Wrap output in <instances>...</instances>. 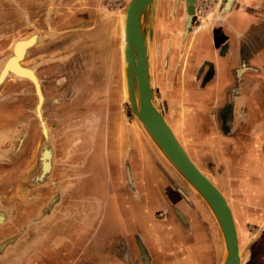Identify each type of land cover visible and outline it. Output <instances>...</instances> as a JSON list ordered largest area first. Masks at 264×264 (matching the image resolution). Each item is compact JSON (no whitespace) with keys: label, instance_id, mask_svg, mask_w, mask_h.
Listing matches in <instances>:
<instances>
[{"label":"rangeland","instance_id":"rangeland-1","mask_svg":"<svg viewBox=\"0 0 264 264\" xmlns=\"http://www.w3.org/2000/svg\"><path fill=\"white\" fill-rule=\"evenodd\" d=\"M128 1L0 0V206L6 207H0V264H150L147 250H159L147 227L173 211L144 206L146 224L139 214L143 203L139 207V191L130 182L125 149L143 144L142 134L151 142L122 92L119 34L115 41L108 38ZM233 1L194 0L191 16L186 0H156L141 24L148 36L154 100L172 129L176 106L185 104L186 113L187 103L195 105L197 119L198 111L207 113L206 134L196 133L190 145L179 134L186 121L173 129L191 158L215 182L226 176L224 170L236 169L244 180L235 184L237 193L258 195L256 201L264 203V157L251 156L264 151V142L247 141L245 125L236 126V136L225 125L232 94L239 92L242 102H250V89L257 88L251 64L241 62L217 98L204 93L217 70L213 57H206L212 50L200 41L222 36L217 27L204 38L200 27L203 22L216 27L220 17L231 14ZM21 42H26L21 54H14ZM222 47L215 48L219 56L228 53V44ZM13 54L32 80L9 69L1 75ZM216 102L224 109L209 110ZM257 132L264 137V124ZM37 174L40 178L32 179ZM186 191L205 203L197 192ZM259 228L260 239L251 242L254 254L244 264H264V222ZM241 244L247 250L249 242L241 239ZM184 247L182 240L178 251Z\"/></svg>","mask_w":264,"mask_h":264},{"label":"crops","instance_id":"crops-1","mask_svg":"<svg viewBox=\"0 0 264 264\" xmlns=\"http://www.w3.org/2000/svg\"><path fill=\"white\" fill-rule=\"evenodd\" d=\"M230 7L233 9L231 14L223 18L220 17V21L216 22V27L206 25L204 22L200 27L204 38L212 28L217 27L218 34L222 36L220 41H217V35L211 37V42L205 39L200 41L205 49L212 50L211 52L207 50L206 57L208 59L213 57L217 70L216 76L211 78L205 86L204 93L211 98H217L223 84L231 77L241 62H249L258 79L257 88L250 89V102H242L239 92L232 94V98H234L228 107L231 110V118L226 121L225 125L231 130L234 129L232 133L235 136L237 134L236 126L245 125L249 129V133H243L248 138L246 140L252 143L256 141L263 143L264 137L257 134V129L259 125L264 124V87H262L264 86V0H234ZM224 42L228 44V53L219 56L216 50L223 51L225 49L222 47ZM215 104L218 105H209L208 109L219 107L224 109L219 102ZM187 108L188 118L184 120L187 126L183 127V131L179 134L186 135L187 143L190 145L191 142L198 139L196 133L203 136L206 134L207 113L198 111L197 119L193 111L197 110L196 106L187 104ZM174 109L186 108L185 105H181ZM179 110L178 115L180 114ZM244 110H251V113L246 117L243 115ZM198 125H204L203 131L198 128L196 132L194 128ZM141 137L143 145L138 142L128 150L125 149L130 154V156L128 154L129 164L127 165L130 182L139 191V207L143 203L139 214L144 218L146 224L147 217L144 206L150 208L157 206L166 210L171 208L173 211L171 217L155 223L152 227L150 226L151 229L147 227V233H155V245L159 248L156 252L147 250L146 258H149V263L155 264L157 259L162 264H219L224 253V243L213 216L202 200L186 191L188 187L186 181L161 157L155 146L149 143L143 134ZM114 146L115 144H112L113 150ZM255 150L256 148H254ZM219 152H222L221 148L216 149V153L219 154ZM244 154L241 150L240 155L247 156ZM257 154L255 155L254 152L251 156L264 157V151L259 150ZM251 163L253 164V160ZM224 171L226 176L222 178L219 175V181L216 180V183L229 198L240 244L241 239L249 242L245 255H252L254 253L251 242L260 239V233H262V229L259 227L264 222V203L256 201L258 195L248 196L241 192L237 193L236 185H239L240 180L244 182L242 173L239 174L236 169L232 170L233 172L228 169ZM232 190L235 191L233 194ZM135 205L137 206V203ZM249 225H253L256 230H250ZM182 240L185 241L186 247L181 252L178 251V243ZM182 254L185 256L180 257Z\"/></svg>","mask_w":264,"mask_h":264},{"label":"water","instance_id":"water-1","mask_svg":"<svg viewBox=\"0 0 264 264\" xmlns=\"http://www.w3.org/2000/svg\"><path fill=\"white\" fill-rule=\"evenodd\" d=\"M155 3L156 0H152L151 3L150 0H129L126 5V28L128 40L126 58L130 60L134 58V46L138 53L137 65L133 66L132 72L128 69L127 87L128 97L130 100V102L129 100L128 102L130 103L132 111L136 115V118L138 120L140 119L139 121H143L144 125H146V127L148 128L154 139L162 147V149L174 161L179 169L188 177V179L201 191V193L206 197L207 201L216 212L226 241V246L224 245L223 257L219 264H244L246 250L242 248V256L239 263L237 228L231 208L226 201V198L224 197L220 189L204 173H202V171L188 156V154L166 123L162 115V111L157 106L154 100V89L150 76V50L148 36L147 32L142 28L141 18L142 15L145 14L150 8L154 9ZM187 3L189 5L192 16L194 9V0H187ZM191 16L187 21V27L190 24ZM144 44L146 45V48L148 50V58L146 57ZM9 70L12 73H15V70ZM134 72L136 73L137 77L139 107L137 105L135 88L132 83ZM158 152L161 155L160 151ZM185 181L188 187L194 193H196L197 191H194L195 189L188 183V181ZM141 249L144 253L143 245H141Z\"/></svg>","mask_w":264,"mask_h":264},{"label":"bare ground","instance_id":"bare-ground-1","mask_svg":"<svg viewBox=\"0 0 264 264\" xmlns=\"http://www.w3.org/2000/svg\"><path fill=\"white\" fill-rule=\"evenodd\" d=\"M190 1V0H189ZM152 2V0H150V3ZM187 2V0H186ZM127 5V4H126ZM123 8V13L121 15V18L120 20L118 21H115V23H113V25L110 27V36L108 38H110L111 41L114 40V37L115 34L117 35V33L119 34V40H118V43H119V47H120V70H121V81H122V92H123V95H125V97L127 98V100H129V97H128V87H127V78H128V69L132 72V68L133 66H136L137 65V61H138V53H137V50L134 46V52H135V56L132 61V59H127L126 58V49H127V45H128V40H127V28H126V19H127V7ZM187 5V13H189L191 15V12H190V8H189V5L188 3L186 4ZM184 16V15H183ZM186 18V17H185ZM190 18V17H189ZM188 18V20H189ZM187 20V21H188ZM187 26V25H186ZM114 30H113V29ZM174 39V38H173ZM116 40V39H115ZM114 40V41H115ZM173 41V40H172ZM20 44V45H19ZM26 44V42H21V43H18L14 49L16 51L19 52V49H20V53L22 52V48H24V45ZM22 46V48H21ZM145 46V50H146V57L148 58V50L146 48V45L144 44ZM14 50V54L16 53V51ZM12 55L10 60L8 61V63L5 65V68H3V71L1 73V75H4V74H8V69H12V70H15V73H17V75H29V70H27L26 68H23L21 67L18 63H17V57L15 55ZM221 70V69H220ZM33 75H29V77H31ZM180 77V76H179ZM132 83L134 85V88H135V95H136V99H137V105L139 107V94H138V85H137V77H136V73L134 72V76L132 78ZM130 102V100H129ZM188 104V103H187ZM185 105V104H184ZM181 114V115H180ZM180 114L178 115V113L175 112V116L174 118L175 119V123L173 124V121L172 124L175 126H179L178 127V130L180 129V127H182L183 123L185 122L184 120L186 119L185 117V112L183 109H181V112ZM166 123L168 124V126L170 127V129L172 130V132L174 133L175 137L178 139V141L180 142V144L182 145V147L184 148V150L186 151V153L188 154V156L191 158L190 154L188 153V151L186 150L187 146H183V143L181 142V139L180 137H178V135L174 132L175 130L172 129L171 125H170V121L168 122L167 120V117L165 116L164 113H162ZM187 117H188V113H187ZM140 120V119H139ZM138 119H136V121L138 123H140V128L141 130L145 133V135L147 136V138L149 139V141L155 146V148L160 151L162 157L165 159V161L173 168L175 169L176 171H178V173L185 179L188 181V183L195 189V191H197V194H199L205 201V203L207 204V209L209 210L210 214L213 216V219L215 220L216 224L218 225V228H219V231L220 233L222 234V239H223V243L224 245L226 246V241H225V238H224V233H223V230H222V227H221V224H220V221L218 219V216L216 214V212L214 211L213 207L210 205V203L207 201L206 197L201 193V191L188 179V177L179 169V167L174 163V161L168 156V154L162 149V147L158 144V142L154 139V137L152 136V134L150 133V131L148 130V128L146 127V125H144L143 121H139ZM174 120V119H173ZM175 129V128H174ZM181 131V130H180ZM137 133V132H136ZM182 135V134H181ZM132 136L134 137H137L135 135L132 134ZM138 138V137H137ZM116 140V139H115ZM135 141L134 142H137L136 139H134ZM124 141V140H123ZM124 146L125 143H123ZM142 144V142H141ZM143 145V144H142ZM186 145V144H185ZM47 149L44 150L43 152V157H42V164L44 165L45 163V158L47 157ZM191 160L196 164V166L202 171V173H204L219 189L220 191L223 193L224 197L226 198V201L228 202L230 208H231V211H232V214H233V210H232V207L230 205V202L226 196V194L223 192V190H221V188L219 187V185L210 177V175L207 174V172H205L194 160L193 158H191ZM46 164V163H45ZM46 166V165H45ZM233 172V171H232ZM233 181V180H232ZM51 202V201H50ZM234 217V216H233ZM236 224V223H235ZM237 228V227H236ZM238 232V231H237ZM238 235V233H237ZM140 247H141V244H140ZM227 248V247H226ZM238 256H239V263L241 261V256H242V247H241V244H240V240H239V236H238ZM222 259V257H221ZM243 260V259H242ZM221 262V261H220Z\"/></svg>","mask_w":264,"mask_h":264},{"label":"flooded vegetation","instance_id":"flooded-vegetation-1","mask_svg":"<svg viewBox=\"0 0 264 264\" xmlns=\"http://www.w3.org/2000/svg\"><path fill=\"white\" fill-rule=\"evenodd\" d=\"M16 45H17V44H16ZM16 45H15V46H16ZM15 46H14V47H15ZM13 50H15V49H13ZM15 51H16V50H15ZM16 53H17V55H18V54H21V53H20V49H19V52L16 51ZM16 53H15V54H16ZM103 54H104V53H103ZM29 75H30V72H29ZM30 78H31V77H30ZM31 80H32V78H31ZM171 123H172V122H171ZM172 126L175 128L174 125H172ZM174 128H173V129H174ZM46 147H47V146H46V144H45L44 147L42 148L43 151L41 152V156H42V153L44 152V149H45ZM48 147H50V144L48 145ZM40 158H41V157H40ZM64 158H65L64 155L61 156V157H60L61 161H63ZM33 176H34V175H33ZM34 178H35V179L40 178V174H37V175H35V177H32V179H34ZM49 182H50V180H49ZM55 182H56V181H55ZM62 183H63V182H62ZM57 184H58V182H56V187H57ZM28 201H29V200H28ZM0 207H1V206H0ZM1 208H6V207H1ZM114 210H115V208H114ZM110 211H111V209L109 210V214H108V215H109V219H108V225H107V226L109 227V229L111 228V225H112L111 221H113V217L111 216L112 214H110ZM112 212H113V211H112ZM33 218H34V217H32V219H33ZM15 233H18V232H15ZM107 233H116V232H107ZM123 233H124V232H123ZM0 238H2V237H0Z\"/></svg>","mask_w":264,"mask_h":264}]
</instances>
